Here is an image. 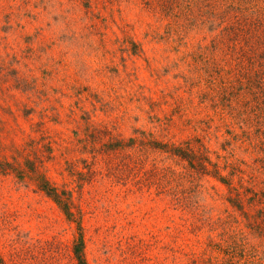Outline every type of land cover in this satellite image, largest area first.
<instances>
[{
  "label": "rangeland",
  "instance_id": "rangeland-1",
  "mask_svg": "<svg viewBox=\"0 0 264 264\" xmlns=\"http://www.w3.org/2000/svg\"><path fill=\"white\" fill-rule=\"evenodd\" d=\"M259 18L0 0V264H264Z\"/></svg>",
  "mask_w": 264,
  "mask_h": 264
},
{
  "label": "trees",
  "instance_id": "trees-1",
  "mask_svg": "<svg viewBox=\"0 0 264 264\" xmlns=\"http://www.w3.org/2000/svg\"><path fill=\"white\" fill-rule=\"evenodd\" d=\"M257 22H258L257 25L260 24L262 26L263 25L262 23H264V18H259L257 20ZM248 28H249V26L245 25V23L244 24H241L240 27H234V29H238L241 32H243V31L244 32H247V29ZM215 172H216V176H218V178L221 179L223 177V176L221 177V175H219V173H218L219 171H218L217 168L215 169ZM260 212H261L262 215H264V207L261 208ZM74 253H75V257L77 259V263L78 264H87V262H86V260L84 258V254H83V241H82V238H79L78 239V242L75 244V246H74Z\"/></svg>",
  "mask_w": 264,
  "mask_h": 264
}]
</instances>
